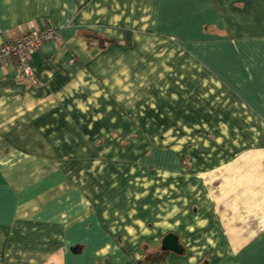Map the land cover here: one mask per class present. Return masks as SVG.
Here are the masks:
<instances>
[{
  "label": "crops",
  "instance_id": "1",
  "mask_svg": "<svg viewBox=\"0 0 264 264\" xmlns=\"http://www.w3.org/2000/svg\"><path fill=\"white\" fill-rule=\"evenodd\" d=\"M32 28L0 264H264V0H0V44Z\"/></svg>",
  "mask_w": 264,
  "mask_h": 264
},
{
  "label": "built area",
  "instance_id": "2",
  "mask_svg": "<svg viewBox=\"0 0 264 264\" xmlns=\"http://www.w3.org/2000/svg\"><path fill=\"white\" fill-rule=\"evenodd\" d=\"M56 32L53 29H29L14 39L0 44V64L9 58L15 59L17 68L24 76H31V68L27 62L29 54L44 42L53 40Z\"/></svg>",
  "mask_w": 264,
  "mask_h": 264
},
{
  "label": "trees",
  "instance_id": "3",
  "mask_svg": "<svg viewBox=\"0 0 264 264\" xmlns=\"http://www.w3.org/2000/svg\"><path fill=\"white\" fill-rule=\"evenodd\" d=\"M101 38V37H99ZM105 41H110V39H105ZM103 45V43H101ZM168 251L163 250L158 254L150 255V256H145L142 260H139L137 264H143L145 262H152L156 264H162L165 261L166 255Z\"/></svg>",
  "mask_w": 264,
  "mask_h": 264
}]
</instances>
